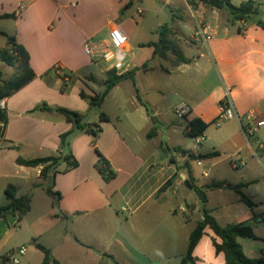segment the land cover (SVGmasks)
I'll return each instance as SVG.
<instances>
[{"label": "crops", "instance_id": "0c3cea01", "mask_svg": "<svg viewBox=\"0 0 264 264\" xmlns=\"http://www.w3.org/2000/svg\"><path fill=\"white\" fill-rule=\"evenodd\" d=\"M245 1L248 0H231L236 6ZM186 3L196 30L198 16L204 8L201 3L196 6ZM125 4L130 6L133 1L0 0V20L10 21L0 27V34L15 36L25 46L35 73L31 81L3 99L8 120L4 135L0 137L3 204L8 201L6 189L11 185L17 197L31 198V210L21 220L14 214L0 220L1 258L21 247L25 248V253L20 256L25 257L27 244L31 242L36 251H40L37 243L49 248L60 264H182L190 234L195 229L187 233L188 223L197 213V226L204 207L221 225L247 223L250 219L264 223V213L259 212L251 195L245 193L254 203L253 209L230 187L228 194L210 205L209 194L215 191L213 189L225 193L224 187L240 186L241 183L233 186L225 180L207 182L204 179L209 177L210 168L201 170V175L207 171V176L198 177L193 172L192 162L190 173L177 170L171 157L182 165L187 156L183 153L184 147L174 138L175 126L156 98L163 96L161 89L150 88L152 93H148L149 89L145 93L139 92L129 101L130 109L120 108V99L114 96L117 109L113 113L102 111L108 115V120L102 121L98 113L88 116L90 102L83 99L80 92L90 97L99 95L93 89L95 81L89 79V76L98 78L90 67L104 66L100 67L102 82L106 81V68L85 54L84 43L88 38H102L103 33L108 35L112 26H121L117 19ZM204 12L205 21L214 26V35L207 45L194 40L193 34L184 36L181 30L178 38L182 42L176 41L174 48L188 61H179L178 55L172 52L174 57L170 59L168 55L165 58L159 55L165 62L161 69L171 79L173 112L181 102H187L191 108L182 118L185 136L186 126L193 118L213 124L220 111L219 103L227 94L242 117L241 121L228 120L225 128L218 127L217 136L207 128L204 140L199 144L201 151L197 160L201 162L219 157L221 150L223 155L229 152L225 158H233L241 155L242 150L251 149L245 130L264 119V28L243 21L228 24L225 10L207 6ZM5 14H15V17H3ZM7 46L8 41L4 47ZM2 65L0 62V67ZM57 67L62 73L70 72L75 76L74 89L67 92L68 86L66 91H61L62 80L54 69ZM121 82L110 91L117 89ZM74 95L73 102L68 100ZM43 102L53 108L76 111L83 116V122L98 123L102 130L95 139L57 111L39 108L29 113ZM250 112L255 114L256 120L245 118ZM68 131H72L69 146L61 148L60 136ZM192 140L194 142V138ZM163 143L166 149L162 148ZM174 148L182 151H172ZM196 148L194 143V150ZM158 149L163 150L160 156ZM97 151L116 172L108 182L96 167ZM68 154L77 159L78 166L68 169L67 162L61 160L45 178L41 175L44 165L30 167L16 162L19 156L33 159ZM235 160L240 165L243 158ZM175 174L178 176L173 179ZM189 178L206 192L205 205L202 202L198 206L193 201L185 206L177 203V207H164L171 189L176 190V193L173 191L176 195H187L182 187L188 189L185 181ZM172 179L170 186L162 190ZM212 183L224 184L221 188H208ZM49 186L60 193L58 203L48 194ZM245 186L242 184L240 190L245 192L242 190ZM188 190L195 192L193 188ZM35 210V222H28L27 217ZM178 211L184 213L183 218H179ZM18 232L22 234L18 236ZM214 241L221 239L206 227L193 252L195 264H225V256L216 252ZM238 241L248 257L262 256L258 255V245L252 244L249 238ZM32 252L36 255L35 264H43L42 251L40 257L33 248ZM24 264H33L31 256H26Z\"/></svg>", "mask_w": 264, "mask_h": 264}, {"label": "rangeland", "instance_id": "374dc122", "mask_svg": "<svg viewBox=\"0 0 264 264\" xmlns=\"http://www.w3.org/2000/svg\"><path fill=\"white\" fill-rule=\"evenodd\" d=\"M132 1L133 4L124 10L123 15H119L117 21L120 23V27L129 39L130 52L128 55V63L131 67L128 71L134 72V78L122 80L117 89L109 92V99L103 106H94L90 104L91 109L87 112L88 116H94L95 113H98V115L100 116V114L104 110L113 113V111H115L118 107L114 103V96L116 95L118 96L116 98L120 99V108L130 109L131 106L129 101L133 97L136 98L139 92L145 93V90L149 89L150 91H148V93H152L154 91L150 88L161 89L163 96L157 95L156 98L160 101L162 108L167 112L168 120L170 121V123L175 126L174 128L176 133L174 138H176V140L179 141V144L184 147V151H194L193 153L195 155V159L191 160L194 174L198 177H201L203 176L201 175V170L210 168L209 177H206L204 179L207 182H212L213 180H225L227 183L233 186L240 183L245 184L246 186L242 190L245 191L244 193L251 195V199H253L258 204L259 212L264 213V126H260L258 128L255 136H249L251 149H244L241 151V155H237V157L233 158H225L226 155H229V152L223 155L221 150V155L219 157L210 161L204 159L202 160V166H199L197 165V158L199 157V151H201L200 146L198 145L194 150V142L192 138H189L185 136V134H183L181 128L184 125L183 119L177 117L170 106V101L174 99L171 87V79L169 78L170 76L161 69V65H165V62L161 59V57H159V55L153 53V46L151 47V44L159 42L161 29L160 27L165 24L169 25L171 31L167 32V34H169V39L172 40L175 44L176 41L182 42V39L178 38L181 35V30L183 32V35L186 37L191 36V34L194 35L196 30L193 29V18L186 3L187 0ZM258 3L260 4L259 7L261 17L264 20V0H259ZM194 6H196V4H194ZM139 9L143 10L142 15H139ZM224 14H227L226 11L224 12ZM9 22L10 21L8 20L1 19L0 27H3V25ZM102 36L107 37V33H103ZM6 44V37L0 34V47H4ZM166 51L169 59L174 57V55L170 51ZM2 64L3 65L1 69L3 71L4 81L11 79L15 74L18 73L17 66L10 67L3 62ZM100 67L102 68L104 66L99 64L90 67L92 68V70L96 71V75L98 77L97 79L89 76V79L95 81L93 89L98 94H101L105 90V82H102L101 80L103 78V75L100 73ZM81 71H84V69ZM106 73L107 72L105 70V77ZM68 86L69 88L67 92H69L71 88L74 89L75 83H70ZM75 96L76 95H74L72 98H69L68 100H71L73 102L76 98ZM228 124V121H226L222 124V127L225 128ZM209 128L213 135L217 136L218 132L216 130H219L220 128L215 127L214 124H211ZM165 145L166 144L163 143L162 148H164ZM227 146L230 148L229 144ZM162 152L163 150L158 149L157 155L160 156ZM254 152H256V154ZM240 157L243 158L245 164L239 165V161H237L236 163L238 166L237 168H234L232 164L235 163V159H238ZM182 188L187 193L186 196L184 195V193L182 195H176L173 193V191L176 193V190L171 189L172 192L169 194L170 198L166 202H164L163 206L177 207V203H182V205L185 206L186 203L190 204L193 201H195L198 206L203 204L197 193L189 191L184 187ZM213 190L215 191H211L209 194L210 205L216 204L218 199H222L224 197L223 194H228L229 190L231 189L229 187H224V190H226L225 193H219L218 189ZM4 201L5 196L3 192L0 191V204H3ZM243 206H245L246 208L245 204ZM36 213L37 210H35L32 215H29L27 217L28 222H35ZM178 214L179 218H183L184 213L178 211ZM197 215L198 214L196 213L192 217V221L188 223L187 233L191 231L190 229L196 227L195 218L197 217ZM10 216H12V214H10ZM247 224L252 227L255 235L258 238L249 239V241L252 244L255 242L258 245V255L261 256L264 254V240H262L264 238V223H255L252 219H250L248 220ZM21 234V232H18V236H20ZM180 240L181 239H179L178 241ZM164 243L166 244L165 241ZM178 245H180L181 247V242L178 243ZM32 248L39 257L42 253H40V251H36L31 242L27 244L26 256H31L32 263L35 264L36 255L34 252H32ZM3 253H5V251H3ZM26 256H19L20 264L25 263ZM2 258L0 257V264H14L9 260L2 261Z\"/></svg>", "mask_w": 264, "mask_h": 264}, {"label": "trees", "instance_id": "16d2710c", "mask_svg": "<svg viewBox=\"0 0 264 264\" xmlns=\"http://www.w3.org/2000/svg\"><path fill=\"white\" fill-rule=\"evenodd\" d=\"M189 4H206L208 7L216 8L217 10H225V21L228 24H235L236 22H247L251 24H256L262 28H264V20L261 17L260 13V4L255 0H248L240 5H234L231 0H187ZM129 7V4H126L121 10L120 14L124 13V10ZM3 17L6 18H14L15 14H5ZM160 39L158 43H152L151 46L154 47V53L160 55L162 57H167V51L172 52L174 55H178V60L181 62H187L188 59L184 58L177 50L174 48L175 43L169 39V34L171 29L168 24L162 25L160 27ZM6 35V34H4ZM7 36L8 46L0 48V62H4L9 66L18 67V73L15 74L11 79L4 81L3 80V72L0 67V101L4 98L8 97L12 92L17 91L29 81H31L35 77L34 71L30 67V54L24 45L19 43L15 36ZM164 48V49H163ZM166 52V53H165ZM55 71L58 68H54ZM64 76H67L70 79V83L73 82L75 76L70 72H64ZM134 78L133 71H127L122 74H116L114 71H107L106 73V81H105V90L95 96L90 97L87 96L83 91L80 92V96L83 99L89 100L91 105L101 106L105 97L109 93V91L118 85L122 80ZM62 80V79H61ZM68 88V85L62 81L61 91L64 92ZM44 109L48 111H57L63 114L68 121H71L75 124V127L81 130H85L90 133L95 139L101 132L102 128L98 123H87L83 122V116L73 110L64 108V107H50L48 104L43 102L39 106L33 108L29 111V113L34 112L37 109ZM100 119L102 121L108 120L109 117L107 114L102 112L100 114ZM0 122L3 123V126H0V137L4 135L5 126L8 122L7 113L5 108L0 107ZM209 123H206L201 118H193L190 120L186 126L185 133L189 137H198L205 133L207 128L209 127ZM72 135V131L65 132L61 134V148H65L69 146V140ZM166 149V147H164ZM170 150V148H167ZM172 151L181 152L180 148H174ZM99 159L96 163V167L98 171L101 173L105 181H110L116 176V172L110 167L107 159L99 152ZM186 154L187 159L182 165H178L174 158L171 157V162L176 165L178 171L186 170L189 173L191 172V160L195 159V155L193 152L183 151ZM67 162V168L73 169L78 166L79 162L73 155L68 154L65 156H47V157H39L33 159H25L23 157H18L16 162L20 165L36 167L40 165H44L41 170L42 177H47L50 172H52L57 164L61 161ZM178 174H175L174 178H176ZM172 180L168 181L162 188L165 189L172 183ZM191 184L193 185L194 191L198 194L201 201L204 203L207 202L206 192L201 188L194 184L193 180L189 178ZM224 183H212L208 185V188H221ZM235 189L240 196L241 201H243L248 207L253 209L254 203L250 199L248 195H246L243 191L240 190L242 184L240 186L231 187ZM48 194H50L55 202L58 203L60 199V193L52 190V187L49 186L47 188ZM6 197L7 203L0 204V220L6 218L10 214L18 215L19 220H21L30 210H31V198L29 196L17 197L16 192L13 186H9L6 189ZM206 227H210L217 237L221 239L220 242L214 241L216 252L223 253L225 256V264H264V254L259 258H250L248 257L242 245L239 243V238H249V239H258L255 235L252 227L248 225L246 222H237V223H228L226 225H221L218 220L211 214V212L204 207L203 208V217L197 223L195 229L191 232L186 255L182 260V264L193 263L195 264V258L193 256V252L197 244L199 243L201 237L204 234V230ZM36 247L42 251L44 254L43 264H60L59 261L53 256L52 251L49 248H46L40 243L36 244ZM3 260H8L7 256H3Z\"/></svg>", "mask_w": 264, "mask_h": 264}, {"label": "built area", "instance_id": "2783aa9c", "mask_svg": "<svg viewBox=\"0 0 264 264\" xmlns=\"http://www.w3.org/2000/svg\"><path fill=\"white\" fill-rule=\"evenodd\" d=\"M203 8L206 9L207 5L202 4ZM204 9L200 11L197 21V28L194 33V40L201 42L204 45L212 39L214 35V26L210 22L205 21ZM139 15L143 14V10H138ZM84 52L91 58L94 62H101L105 65L107 71H114L116 74H122L127 72L130 69L128 63V55L130 52L129 49V39L125 32L119 25L112 26L107 37L102 38H88L84 43ZM58 68V67H57ZM59 77L64 81L66 85L70 84V79L67 76H64L63 73L56 69ZM0 107L4 108V101H0ZM220 111L215 120L213 121L214 126L220 127L223 123L231 119L242 120V117L237 113L235 106L233 105L229 95L222 99L219 103ZM190 105L187 102L179 103L174 112L175 115L179 118H184L190 112ZM248 120H256L257 117L254 113H248L245 116ZM0 126H3V123L0 122ZM264 126V119L257 120L252 124L245 134L249 136H255L258 128ZM203 135L194 137L195 147H197L201 142H203ZM256 154V152H254ZM235 160L234 167L237 168V162ZM198 165L202 164L201 160H197ZM241 164H244V161H241ZM204 176L208 175L207 171L203 172ZM25 253V248L21 247L16 251H13L8 255V260L14 263H19V256Z\"/></svg>", "mask_w": 264, "mask_h": 264}, {"label": "water", "instance_id": "95a60500", "mask_svg": "<svg viewBox=\"0 0 264 264\" xmlns=\"http://www.w3.org/2000/svg\"><path fill=\"white\" fill-rule=\"evenodd\" d=\"M185 186H186L188 189H192V188H193V185L190 183L189 180L185 181Z\"/></svg>", "mask_w": 264, "mask_h": 264}]
</instances>
